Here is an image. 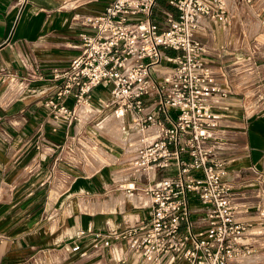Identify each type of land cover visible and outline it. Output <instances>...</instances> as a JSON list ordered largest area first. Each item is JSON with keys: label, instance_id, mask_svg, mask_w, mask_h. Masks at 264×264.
<instances>
[{"label": "built area", "instance_id": "1", "mask_svg": "<svg viewBox=\"0 0 264 264\" xmlns=\"http://www.w3.org/2000/svg\"><path fill=\"white\" fill-rule=\"evenodd\" d=\"M165 1L174 11H160V21L156 0H109L101 12L83 15L80 23L89 29L79 30L77 52L50 72L42 103L52 117L91 122L99 132L92 120L105 109L118 121L131 176L118 187L146 197L139 204L147 209L143 219L121 229L87 224L75 235L88 233L94 249L118 243L117 260L132 251L147 264H242L238 258L256 250V236L263 232L264 190L255 192L250 206L244 204L214 155L216 105L226 90L197 31L203 20L229 28L234 8L254 13L264 0ZM96 87L104 93L94 95ZM255 101L264 110L263 94ZM81 105L90 110L83 118ZM90 137L81 144L84 150L95 145ZM64 247L73 251L79 244Z\"/></svg>", "mask_w": 264, "mask_h": 264}, {"label": "crops", "instance_id": "2", "mask_svg": "<svg viewBox=\"0 0 264 264\" xmlns=\"http://www.w3.org/2000/svg\"><path fill=\"white\" fill-rule=\"evenodd\" d=\"M108 1L0 0V264H147L132 251L117 260L116 242L94 249L88 233L75 235L87 224L97 230L121 229L143 219L147 209L139 204L146 197L118 187L119 181L131 178L128 172L107 173L99 169L102 163L87 173L92 164L82 153L95 146L87 151L81 144L98 132L82 120L68 124L53 118L42 103L52 68L67 64L77 52L79 30L89 29L80 23L81 17L101 12ZM233 12L232 23L241 22V9ZM202 24L197 35L209 46L211 61L224 48L222 42L214 44L216 35L230 44L234 31L209 20ZM211 65L226 90L216 105L220 118L212 130L218 138L214 155L224 162L240 201L250 206L257 199L255 192L264 190V110L257 109V94L252 101L255 111L231 109L229 85ZM95 93L104 91L96 87ZM71 103V96L66 97L65 104ZM105 131L100 129L102 143L120 150ZM95 154L98 161H114L100 148ZM137 195L144 199L139 201ZM92 205L101 209L91 211ZM244 216L253 218L251 212ZM74 242L79 249L67 251L64 245Z\"/></svg>", "mask_w": 264, "mask_h": 264}, {"label": "rangeland", "instance_id": "3", "mask_svg": "<svg viewBox=\"0 0 264 264\" xmlns=\"http://www.w3.org/2000/svg\"><path fill=\"white\" fill-rule=\"evenodd\" d=\"M162 6L163 4H160L158 1H156V11L154 15L159 21L161 20L160 11H167V9L163 8ZM241 11V18L243 17L241 22L236 20V22H233L230 26L233 29L232 32L234 31V37L230 44L225 42V38L223 41V38H221L220 35H216L214 44L217 45L222 42L224 48H222L223 50L219 54L212 56L211 62L216 67V71L221 74L220 76L222 77V80L229 85V90L227 91L226 96L233 99V103L230 106L231 109L237 111L251 110L252 112L255 111V109H253L252 103L254 96L257 93L263 94L264 96V37L262 40H258L259 35L264 33V7L260 8L258 6L255 8L254 13L248 12L245 10V8H243ZM244 18L246 21H243ZM233 66L238 67L233 70ZM87 110L88 109H86V112ZM79 111L80 109H78V112ZM104 111L105 109L97 113L92 122H101L96 124V126L99 129H102V132L103 130L105 131V129H107L108 131H106L109 135L104 133L105 137L108 140L119 144L120 146V143H122L119 140V133L121 130L114 121H110V119L106 117L107 113ZM83 113L84 110L81 111V115H83ZM102 136L103 134L99 131L98 135L94 136L95 138L90 137L95 143V147L87 153H82L83 156L86 157V160H90L89 164H92L87 166V173L93 172L94 169L103 163L102 167L99 168L100 170H104L107 173L110 171L117 175L121 174L123 176H127V170L125 167L126 164L124 161H122L123 154H121V146L119 147L120 150L107 147L102 143V140H104L102 139ZM87 138H89V135L86 136V140ZM111 141H109V143H112ZM97 148H100L105 153L109 154L114 159V161H98V159L95 157ZM123 181L126 180L123 179L119 181V184ZM116 191H120V189L113 191V193H116ZM137 196L139 197L138 200L141 201L142 198L140 197L143 196ZM120 203L122 204V199H120ZM112 205L113 204L109 206ZM100 209L101 206H90L91 211ZM256 237H259L255 239L256 250L240 258L239 261L242 264H264V231ZM255 254H257V256H255ZM257 257L259 258L257 259Z\"/></svg>", "mask_w": 264, "mask_h": 264}, {"label": "bare ground", "instance_id": "4", "mask_svg": "<svg viewBox=\"0 0 264 264\" xmlns=\"http://www.w3.org/2000/svg\"><path fill=\"white\" fill-rule=\"evenodd\" d=\"M222 30H223V29H222ZM260 36H261V37H264V33H262V34L259 35V37H258V40H259V41L262 40V39H260ZM78 109H80V113H81L82 110H84V113H85L87 108H86L85 106L81 105ZM89 111H90V110H87L86 114H88ZM84 113H83V114H84ZM78 114H79V112H78ZM79 115H80V114H79ZM80 117H81V115H80ZM106 117H108V116H106ZM81 118H83V117H81ZM108 119H110V121H114V122L116 123V125L119 127L118 121L112 120L110 117H108ZM99 123H101V122H98L97 124H99ZM110 126H111V125H110ZM110 126H109V127H110ZM105 128H106V127H105ZM101 130H102V129H101ZM242 257H244V256H242ZM242 257H239L238 260H239L240 258H242Z\"/></svg>", "mask_w": 264, "mask_h": 264}, {"label": "trees", "instance_id": "5", "mask_svg": "<svg viewBox=\"0 0 264 264\" xmlns=\"http://www.w3.org/2000/svg\"><path fill=\"white\" fill-rule=\"evenodd\" d=\"M156 1H158L160 4H163V6H162L163 8H165L167 10H172L171 7L166 3L165 0H156Z\"/></svg>", "mask_w": 264, "mask_h": 264}]
</instances>
